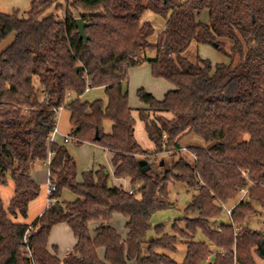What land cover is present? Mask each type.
Listing matches in <instances>:
<instances>
[{"label":"trees","instance_id":"obj_1","mask_svg":"<svg viewBox=\"0 0 264 264\" xmlns=\"http://www.w3.org/2000/svg\"><path fill=\"white\" fill-rule=\"evenodd\" d=\"M54 3L32 0L25 16L0 11V43L15 34L0 53V185L9 176L14 184L8 207L0 195V264H31L23 243L29 227L37 264H258L264 234L241 223L256 212L254 201L264 206V0H67L65 8L57 5L62 17L48 13ZM148 10L166 20L155 41L154 25L143 18ZM206 10L207 21L200 18ZM79 17L88 40L80 36ZM193 42L215 46L230 62L191 60L185 52ZM144 63L175 86L163 99L138 89L153 150L137 141L128 100L130 69ZM88 82L104 88L106 101L83 99ZM60 107L70 111L73 141L112 152L114 178L129 180L133 193L109 184L105 168L78 180L77 161L51 138ZM189 134L204 140L188 147L192 162L180 155L162 172L155 163L142 171L141 159L179 152ZM49 158L54 201L32 223L19 221L41 193L34 166ZM177 181L197 190L188 208L199 216L183 218L185 228L175 222L169 234L151 218L171 205L169 186ZM65 188L74 200H60ZM242 189L246 198L234 205L230 221L221 220L224 205ZM116 214L126 218V237L110 223ZM60 223L76 238L63 258L56 245L48 248ZM153 228L157 236L148 238ZM199 228L209 243L195 240ZM180 241L187 247L183 262L172 257Z\"/></svg>","mask_w":264,"mask_h":264},{"label":"rangeland","instance_id":"obj_2","mask_svg":"<svg viewBox=\"0 0 264 264\" xmlns=\"http://www.w3.org/2000/svg\"><path fill=\"white\" fill-rule=\"evenodd\" d=\"M32 0H0V11L4 13H13L14 11H19L20 15H26V13L31 9ZM61 4L65 8L67 5V0H55V3L50 8L48 13H57L60 17L63 16L64 12L62 9H58L57 5ZM144 20L150 21L155 27V33L151 37L152 41L157 40L159 33H161L166 25V20L157 15L156 13L148 10L144 15ZM202 20L207 21L209 19L208 11H203L200 15ZM155 53H150L153 56ZM186 56L193 61L198 58H204L210 61L213 65L220 62H230V59L226 57L220 50L215 46L210 44H197L193 42L187 51ZM128 82V100L132 107V115L135 120V136L139 144L145 148L153 150L154 143L150 140L146 129L145 123L141 120L139 115V110L141 108H146V105L141 101L138 96V89L144 88L146 91L152 93L157 99H163L166 92L170 89L175 88L174 84L169 80L162 77H155L152 73V68L149 63H144L140 66H135L130 69ZM42 96V94H41ZM104 99L106 101V94L104 88L95 87L91 88L88 92H85L83 99L87 101H94L96 99ZM75 99V95L69 97V101ZM166 114V113H165ZM165 114H161L167 117ZM168 114V113H167ZM151 118H156L158 114L153 112L149 113ZM105 131L110 132L112 127V121L106 120L104 123ZM59 134L57 140L62 139L63 135L70 134L72 126L70 123V111L67 108L61 110L60 117L58 119ZM70 154L75 158L78 165V180L83 179V172L96 171L100 168H105L109 173V184H116V180L113 175V165L111 160V154L107 149L100 145L85 142L83 144H76L74 141H70L66 144ZM190 145H204V140L195 134L187 135L180 144V151H168L164 150L161 153L153 156L155 161V168L158 172L164 171L172 161L177 160L180 155L187 157L189 161L194 160V155L190 152L188 147ZM185 148V150L183 149ZM33 175L35 180L41 186V193L39 197L30 203L28 216L18 217L19 221L32 223L40 212L47 207L49 199V168L44 162H38L35 164L33 169ZM126 187V184L124 185ZM197 193L194 187H190L187 184L177 181L171 183L169 186V198L171 205L166 209L160 210L153 214L151 218V224L153 227L157 225H163V229L166 233H174V224L178 222L181 228L186 227V222L183 218H197L199 216L198 209H189L188 206L193 200V196ZM0 195L3 199L5 207H8L10 200L14 195V184L12 178L9 176L8 182L5 185H0ZM242 193L234 200L230 201L224 205L223 212L220 219L223 221H230V216L227 213V208H232L238 200L242 198ZM76 198V195L70 190L65 188L62 191L60 200L61 201H72ZM256 212L247 216L245 221L241 223V228L244 230L257 231L264 234V206L257 201L253 202ZM111 225L116 228L118 233L122 237L127 236L126 218L121 214L114 215L111 220ZM92 226V233H93ZM157 236L156 230L153 228L148 234V238H153ZM195 240L205 241L209 243V240L203 234V231L199 228L197 229ZM76 244L75 235L68 224H56L53 226L48 248L53 252V246L58 247V255L63 258L68 250L72 249ZM187 247L184 241H180L178 244V250L172 255L173 259L177 262H183L186 256ZM104 251H100V256L103 257ZM213 254L211 258H213ZM258 264H264V259L256 256ZM129 264H136L135 261Z\"/></svg>","mask_w":264,"mask_h":264},{"label":"built area","instance_id":"obj_3","mask_svg":"<svg viewBox=\"0 0 264 264\" xmlns=\"http://www.w3.org/2000/svg\"><path fill=\"white\" fill-rule=\"evenodd\" d=\"M91 88H92V87H91V85H90V82H88L87 87H86V92H88ZM62 109H63V108L60 107V108L56 111V112H57V120H58L59 117H60V114H61V110H62ZM57 131H58V129H57V127H56V128L54 129L53 133H52V136H51L52 139H53L54 135L57 133ZM164 137H166V135H165ZM183 149L185 150V148H183ZM50 161H51L50 158L46 161V164H47L48 166H49V164H50ZM147 161L149 162L150 165L153 164V163H155L153 157H149V159H148ZM48 184H49V193H50V192L54 189V185H53V183H52V181H51V179H50V173H49ZM126 190H128L130 193H133V192L135 191V188L130 187V188L126 189ZM241 193H242L243 195H242V198H241L240 200L245 199L246 196H247V189H242V190H241ZM53 201H54V200H53ZM53 201L49 198V199H48V204H47V206H49ZM233 207H234V206H233ZM233 207H232V208H227V213L229 214V216H230L231 213H232V209H233ZM32 229H33L32 227H29L28 230L26 231V233H25V235H24V237H23V243L25 244V247L28 249L27 256H28L29 261L31 262V264H37V263L35 262L34 258H33V254H32L31 248H30V246H29V244H28V241H29V232H30ZM235 264H239V263H236V262H235Z\"/></svg>","mask_w":264,"mask_h":264},{"label":"crops","instance_id":"obj_4","mask_svg":"<svg viewBox=\"0 0 264 264\" xmlns=\"http://www.w3.org/2000/svg\"><path fill=\"white\" fill-rule=\"evenodd\" d=\"M14 37H15V34L14 33H12L7 39H5L4 41H2L1 43H0V53L2 52V50H4L12 41H13V39H14ZM165 114V113H164ZM168 118H171L172 117V115L171 114H165ZM112 128V127H111ZM57 129H58V131H57V133L54 135V137H53V140H55L56 142H58L59 144H62V145H65L66 147H67V143H69L71 140L73 141V139L70 137V134H66V135H63L62 136V139H59V140H57V136H58V134H59V128H58V120H57ZM155 146V145H154ZM154 148V147H153ZM67 149H68V147H67ZM150 149H152V148H150ZM69 150V149H68ZM108 152L111 154V160H112V158H113V153L112 152H110L109 150H108ZM72 155V154H71ZM44 163V162H43ZM46 163V162H45ZM113 172H114V168H113ZM32 176L34 177V175H33V172H32ZM35 179V178H34ZM116 180V184H114V185H123V187H124V185L126 184V187H124L125 189H128V188H130V187H132L131 185H130V182H129V180H117V179H115ZM45 209H43L41 212H40V214L39 215H41V213L44 211ZM38 215V216H39ZM37 216V217H38ZM36 217V218H37ZM63 224V223H62ZM65 224V223H64Z\"/></svg>","mask_w":264,"mask_h":264},{"label":"water","instance_id":"obj_5","mask_svg":"<svg viewBox=\"0 0 264 264\" xmlns=\"http://www.w3.org/2000/svg\"><path fill=\"white\" fill-rule=\"evenodd\" d=\"M76 24H77L80 36L82 38H84L85 40H88V36L85 32L86 23L83 21L82 18L79 17L76 19ZM81 69H82V66L81 65L78 66V70H81ZM96 135L98 136V133ZM139 164L142 168V171H144V172L150 170V168H151V165L149 164V162L146 159H141L139 161Z\"/></svg>","mask_w":264,"mask_h":264}]
</instances>
